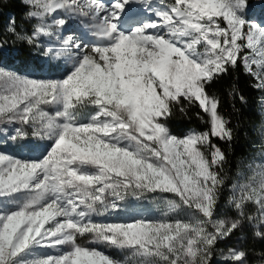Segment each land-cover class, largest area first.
<instances>
[{
  "label": "snow or ice",
  "instance_id": "1",
  "mask_svg": "<svg viewBox=\"0 0 264 264\" xmlns=\"http://www.w3.org/2000/svg\"><path fill=\"white\" fill-rule=\"evenodd\" d=\"M23 2L36 23L28 33L11 20L13 43L39 50L46 38L40 55L71 66L50 79L0 67V264H249L246 250L217 245L245 223L264 240V124L259 160L229 185L213 138L230 146L234 129L207 89L242 68L264 92V8L257 16L249 0ZM73 21L87 32L77 35ZM229 95L246 103L235 85ZM192 108L207 128L174 135L167 121ZM26 129L50 142L42 157L3 150ZM226 189L234 218L218 215ZM150 194L164 201V218L95 219ZM184 209L186 219L169 218Z\"/></svg>",
  "mask_w": 264,
  "mask_h": 264
},
{
  "label": "trees",
  "instance_id": "2",
  "mask_svg": "<svg viewBox=\"0 0 264 264\" xmlns=\"http://www.w3.org/2000/svg\"><path fill=\"white\" fill-rule=\"evenodd\" d=\"M253 0H249L251 2ZM264 1V0H256ZM28 8L23 0H0V40L6 39L8 42L0 49V62L14 65L18 71L29 68H41L43 62L40 52L43 45L37 50L34 46H29L22 42L13 43L14 36L7 32L11 20H15L17 31L32 32L35 20H28L26 12ZM251 76L246 75L242 68L229 73L219 80H216L208 87V92L219 98V111L229 120V126L234 129V140L231 145L213 138L221 149L227 154L228 164L225 166L228 172V184L231 185L238 179L237 172H243L244 176L249 175L247 165L257 156L260 137L258 129L264 124V112H261L260 105L264 103V92L254 89ZM245 97L246 103H241L239 98L229 95L233 86ZM198 108H192L187 115L176 111L174 116L167 121L170 131L180 136L187 130L203 131L207 125L197 116ZM200 116H204L200 113ZM205 119H207L205 117ZM229 191L226 189L220 199L218 215L232 217L236 216L235 211L227 205ZM254 229L247 223L236 231V244L238 249L248 252L249 264H256L257 261L264 260V240L256 239L253 236Z\"/></svg>",
  "mask_w": 264,
  "mask_h": 264
},
{
  "label": "rangeland",
  "instance_id": "3",
  "mask_svg": "<svg viewBox=\"0 0 264 264\" xmlns=\"http://www.w3.org/2000/svg\"><path fill=\"white\" fill-rule=\"evenodd\" d=\"M168 2V0H166ZM249 4L253 8V12L255 15L259 16L260 11L264 8V1H256L253 0L249 2ZM78 31H80L78 29ZM87 31H82L81 33H86ZM91 39V38H89ZM43 47L49 43L46 38H40V41ZM43 62L41 63V68H29L27 70L18 71L14 65L3 64L0 62V67H5L8 70L17 71L21 75H26L36 79H50V78H62L64 75L67 74V71L70 68V62H66L65 60L61 59L59 61L55 60H48V58L42 56ZM45 110L53 113L55 109L51 106H43ZM88 111H91L89 109ZM19 125H13L12 128L18 127ZM29 131V136L16 143L13 144L11 141L3 147V150L12 154L14 156L24 158V159H36L42 157L50 142L47 140H40L38 138L32 137L30 134V129H26ZM11 131V129H10ZM190 130L185 131L182 135L178 137H183L187 132ZM259 160V159H258ZM167 198H173L171 194H163ZM166 210V206L163 200L153 199L152 194H150L147 198H143L139 201L129 198L127 201L122 202L120 206L116 210H109L104 216L95 217L96 220L101 222H130L135 218H145V219H162L163 212ZM187 209H184L183 212H180L179 216L176 213H171L169 218H179V219H186L188 214ZM236 235L233 234L229 238L220 241L217 245L218 249H223L227 251L228 248H237V244L235 242ZM84 243L83 240L80 241ZM91 246V245H89ZM42 252H49L51 253L53 250H41ZM109 255L114 256L118 259H124L125 254L118 252L116 250H107ZM213 264H225V262L221 261L219 258L214 259Z\"/></svg>",
  "mask_w": 264,
  "mask_h": 264
},
{
  "label": "bare ground",
  "instance_id": "4",
  "mask_svg": "<svg viewBox=\"0 0 264 264\" xmlns=\"http://www.w3.org/2000/svg\"><path fill=\"white\" fill-rule=\"evenodd\" d=\"M71 23L73 24V27H74V28H77V29L80 30V31H77V32H76L77 35H79L80 32H82V31H87V29H85V28L83 27V25H80L77 21H73V22H71ZM65 34H68V33H65Z\"/></svg>",
  "mask_w": 264,
  "mask_h": 264
}]
</instances>
